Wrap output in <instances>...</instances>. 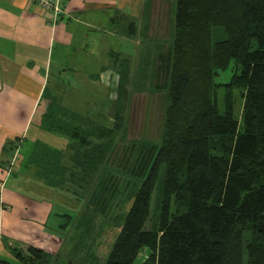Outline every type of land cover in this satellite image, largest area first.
Instances as JSON below:
<instances>
[{
	"label": "trees",
	"instance_id": "obj_1",
	"mask_svg": "<svg viewBox=\"0 0 264 264\" xmlns=\"http://www.w3.org/2000/svg\"><path fill=\"white\" fill-rule=\"evenodd\" d=\"M160 60L162 143L106 263L264 264V0H177L172 48ZM229 68L230 81L216 83ZM63 111L53 102L41 126L79 140L56 124ZM23 247V264L51 263Z\"/></svg>",
	"mask_w": 264,
	"mask_h": 264
},
{
	"label": "crops",
	"instance_id": "obj_2",
	"mask_svg": "<svg viewBox=\"0 0 264 264\" xmlns=\"http://www.w3.org/2000/svg\"><path fill=\"white\" fill-rule=\"evenodd\" d=\"M61 2L64 13L54 18L31 0H0V261L10 264L25 244L54 263L79 222L74 185L53 180L54 158L60 173H77L75 138L41 126L53 102L64 111L97 110L91 96L107 106L108 83L117 78L119 106L123 77L138 79L149 61L158 68L170 50L161 33L170 35L174 1ZM66 121L55 119L65 128L112 124L107 115Z\"/></svg>",
	"mask_w": 264,
	"mask_h": 264
},
{
	"label": "rangeland",
	"instance_id": "obj_3",
	"mask_svg": "<svg viewBox=\"0 0 264 264\" xmlns=\"http://www.w3.org/2000/svg\"><path fill=\"white\" fill-rule=\"evenodd\" d=\"M172 2L173 11L169 14L170 35L166 31L161 33L166 36V45L169 44L170 48L174 39L177 0H171L170 4ZM160 61L159 58V64ZM143 66L138 79H124L126 92L124 103L120 102V107L117 106V101L121 97L118 79L113 78L108 83L110 103L107 106L103 104L102 97L91 96L90 99L97 110L80 113L65 110L57 117L61 120L65 116L68 120L66 125H70L71 120H77L82 116L104 118L107 115L112 119L109 127L114 126V117L117 114L122 115L123 120L121 127L113 133L107 132L105 126H99L98 122L94 126L92 124L73 126L76 130L74 134L79 138L75 140L74 166L77 173L75 171L60 173L55 167L57 163L54 158L53 168L58 174L54 175L53 180L58 185H74L73 201L79 206V222L76 230L66 235L69 239L57 260L54 259L56 261L49 264H68L69 261L81 264H107V257L162 143L167 73L158 72L159 67L156 68L158 63L155 68L150 61L148 65ZM232 72L230 68L221 72L216 78V83H228ZM222 96L221 89L219 90L221 111ZM80 102L86 103L82 100ZM165 173L164 168L161 176L164 177ZM28 246L25 244L23 248L26 249ZM246 260L247 256L245 262ZM140 263L141 258L136 261V264ZM15 264L23 263L18 261Z\"/></svg>",
	"mask_w": 264,
	"mask_h": 264
},
{
	"label": "built area",
	"instance_id": "obj_4",
	"mask_svg": "<svg viewBox=\"0 0 264 264\" xmlns=\"http://www.w3.org/2000/svg\"><path fill=\"white\" fill-rule=\"evenodd\" d=\"M33 4L41 7L47 14L54 18L60 17L64 13V5L61 0H31Z\"/></svg>",
	"mask_w": 264,
	"mask_h": 264
}]
</instances>
